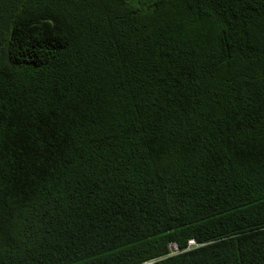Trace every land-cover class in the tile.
Segmentation results:
<instances>
[{"label":"trees","instance_id":"1","mask_svg":"<svg viewBox=\"0 0 264 264\" xmlns=\"http://www.w3.org/2000/svg\"><path fill=\"white\" fill-rule=\"evenodd\" d=\"M150 259L264 264V0H0V264Z\"/></svg>","mask_w":264,"mask_h":264},{"label":"built area","instance_id":"2","mask_svg":"<svg viewBox=\"0 0 264 264\" xmlns=\"http://www.w3.org/2000/svg\"><path fill=\"white\" fill-rule=\"evenodd\" d=\"M197 246H198V244L195 242V240L194 239H190L187 242L186 248L184 250L180 251L175 243H171L168 246V254H167V257L168 256L176 255V254H178L180 252L188 251V250H190L192 248H195ZM159 260L160 259H150V260H147V261L142 262L141 264H157V262Z\"/></svg>","mask_w":264,"mask_h":264}]
</instances>
